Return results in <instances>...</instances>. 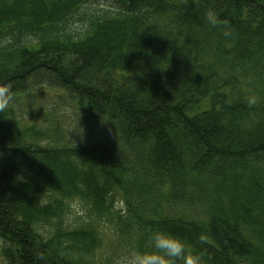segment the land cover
<instances>
[{
    "label": "trees",
    "instance_id": "16d2710c",
    "mask_svg": "<svg viewBox=\"0 0 264 264\" xmlns=\"http://www.w3.org/2000/svg\"><path fill=\"white\" fill-rule=\"evenodd\" d=\"M45 84L96 125L83 145L44 147L41 130L18 122V95ZM5 85L4 264H92L105 218L134 251L164 232L205 264H264V0H0ZM71 199L95 218L65 232Z\"/></svg>",
    "mask_w": 264,
    "mask_h": 264
},
{
    "label": "rangeland",
    "instance_id": "374dc122",
    "mask_svg": "<svg viewBox=\"0 0 264 264\" xmlns=\"http://www.w3.org/2000/svg\"><path fill=\"white\" fill-rule=\"evenodd\" d=\"M28 93H30L28 96L18 95L17 119L20 124L22 122L27 127L33 124L36 129L42 131V140L44 139L42 146H52V143L59 142L69 146L83 145L86 131L94 132L96 125L92 122L85 125L77 117L69 99L62 92L45 84L30 89ZM78 130L80 139L76 137L79 136ZM55 198V196L47 195L40 201L45 205L52 203ZM81 203L83 202L76 199L68 200L65 204L66 215L61 220L62 222L65 219V222L72 224L75 230L81 229L90 219L95 218L90 209ZM115 208V211H118L122 206L117 204ZM153 208L155 209V204ZM174 212L173 208L170 209L171 214ZM55 225L56 223L51 221L41 222L37 229L43 236L49 238L55 232ZM111 229H113L111 220L105 218L104 222H99L96 233L98 237H101V245L93 256L92 264L108 263V257H113L116 261L121 256L129 255L134 251L128 244L131 241L127 237L122 240ZM0 264H4L2 256H0Z\"/></svg>",
    "mask_w": 264,
    "mask_h": 264
},
{
    "label": "clouds",
    "instance_id": "9594fccd",
    "mask_svg": "<svg viewBox=\"0 0 264 264\" xmlns=\"http://www.w3.org/2000/svg\"><path fill=\"white\" fill-rule=\"evenodd\" d=\"M205 20L214 28H222V34L226 38L232 35L229 22L226 19H219L214 11L208 10L205 13ZM13 103L14 96L10 87L0 86V112L6 110ZM247 103L249 107H253L257 101L252 97L248 99ZM199 240L202 244H206L208 237L201 234ZM147 246L151 251H133L129 255L118 258L115 264H205L202 254L193 253L182 240L164 232L151 233L148 236ZM36 258L45 259L40 253L36 254Z\"/></svg>",
    "mask_w": 264,
    "mask_h": 264
},
{
    "label": "bare ground",
    "instance_id": "6f19581e",
    "mask_svg": "<svg viewBox=\"0 0 264 264\" xmlns=\"http://www.w3.org/2000/svg\"><path fill=\"white\" fill-rule=\"evenodd\" d=\"M30 93L26 94L27 96L29 95ZM25 96V94L23 95ZM80 201V200H79ZM82 202V201H81ZM83 204V203H81ZM175 212H178L176 209H174ZM147 221H150V222H153V223H156V222H160V220L158 221L156 215L152 214V215H147L145 216ZM60 228L62 231H67V232H70V231H73L74 227L72 224H68L65 222V219L59 224ZM135 234L137 233L136 231L134 232ZM54 234V233H53ZM52 234V235H53ZM0 248H2V245H0ZM108 263H105V264H115V260L113 257H108V260H107Z\"/></svg>",
    "mask_w": 264,
    "mask_h": 264
}]
</instances>
